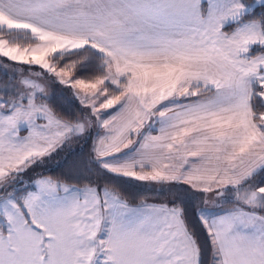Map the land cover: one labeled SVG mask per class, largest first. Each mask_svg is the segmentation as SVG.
Wrapping results in <instances>:
<instances>
[{"label":"snow or ice","instance_id":"6c2138e0","mask_svg":"<svg viewBox=\"0 0 264 264\" xmlns=\"http://www.w3.org/2000/svg\"><path fill=\"white\" fill-rule=\"evenodd\" d=\"M0 264H264V0H0Z\"/></svg>","mask_w":264,"mask_h":264},{"label":"trees","instance_id":"16d2710c","mask_svg":"<svg viewBox=\"0 0 264 264\" xmlns=\"http://www.w3.org/2000/svg\"><path fill=\"white\" fill-rule=\"evenodd\" d=\"M75 151L72 153L64 152L61 153L53 160H49L45 166L38 171L45 172L49 175H61L68 171L74 164L80 161L83 157L80 155L81 152L86 156L89 148L87 145L77 144L73 146Z\"/></svg>","mask_w":264,"mask_h":264}]
</instances>
